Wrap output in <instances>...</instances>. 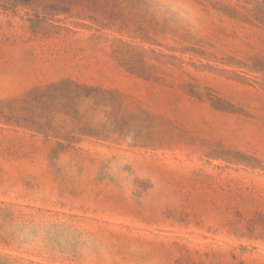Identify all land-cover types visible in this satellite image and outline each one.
<instances>
[{"label":"rangeland","instance_id":"rangeland-1","mask_svg":"<svg viewBox=\"0 0 264 264\" xmlns=\"http://www.w3.org/2000/svg\"><path fill=\"white\" fill-rule=\"evenodd\" d=\"M0 264H264V0H0Z\"/></svg>","mask_w":264,"mask_h":264}]
</instances>
